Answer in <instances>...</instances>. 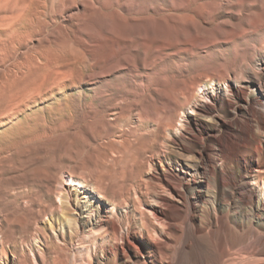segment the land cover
I'll use <instances>...</instances> for the list:
<instances>
[{"label":"rangeland","instance_id":"1","mask_svg":"<svg viewBox=\"0 0 264 264\" xmlns=\"http://www.w3.org/2000/svg\"><path fill=\"white\" fill-rule=\"evenodd\" d=\"M262 57L264 0H0L4 233L23 248L34 228L67 237L73 221L42 220L66 192L70 217L82 219L80 196L62 179L126 186L123 142L153 139L160 122L183 124L172 91L203 95L234 77L264 82L254 67ZM12 214L15 226L3 222Z\"/></svg>","mask_w":264,"mask_h":264},{"label":"bare ground","instance_id":"2","mask_svg":"<svg viewBox=\"0 0 264 264\" xmlns=\"http://www.w3.org/2000/svg\"><path fill=\"white\" fill-rule=\"evenodd\" d=\"M203 93L172 91L183 124L160 122L153 139L123 142L126 186L62 179L80 196L82 219L70 217L66 192L42 220L59 228L73 221L67 237L54 238L52 225L34 228L23 248L0 221V264L4 243L6 264H264V82L219 79ZM11 216L3 222L15 226Z\"/></svg>","mask_w":264,"mask_h":264}]
</instances>
